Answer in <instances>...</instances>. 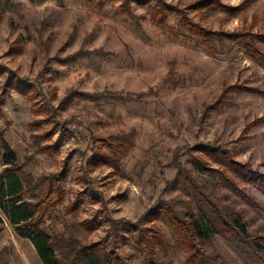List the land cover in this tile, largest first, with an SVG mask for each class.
<instances>
[{"label": "rangeland", "instance_id": "1", "mask_svg": "<svg viewBox=\"0 0 264 264\" xmlns=\"http://www.w3.org/2000/svg\"><path fill=\"white\" fill-rule=\"evenodd\" d=\"M163 1L213 30L264 33V0L198 8L189 6L201 0ZM156 2L0 0V137L17 154L19 179L41 182L24 198H41V179L64 172L58 201L38 208L40 229L64 244L72 237L109 249L110 219L136 221L167 201L213 226L205 247L223 264H264V252L257 256L221 230L184 177L187 171L226 212L241 210L251 234L264 235V193L206 157L212 170L193 163L204 157L195 147L210 144L229 149L246 171L264 173V57L251 56L243 39L203 43L175 10L159 23ZM99 149L110 165L87 163ZM5 167L0 161L3 178ZM0 216V264H42L1 208ZM154 223L164 234L161 264H189L172 227L164 218ZM116 249L126 264H144L132 232L120 233Z\"/></svg>", "mask_w": 264, "mask_h": 264}, {"label": "trees", "instance_id": "2", "mask_svg": "<svg viewBox=\"0 0 264 264\" xmlns=\"http://www.w3.org/2000/svg\"><path fill=\"white\" fill-rule=\"evenodd\" d=\"M138 3H148L151 0H134ZM218 0H201L189 7L198 8L201 6H210L218 3ZM223 5V4H219ZM127 6V8H125ZM225 6V5H223ZM154 10V17H157L159 23L166 20L167 9L175 10L180 15V21L185 26L191 36L197 37L203 43L211 45L214 41L222 42L225 39L235 40L243 39L244 46L251 56H262L264 54L259 47L264 44V33L260 31H226L213 30L210 27L203 26L192 21L185 10L175 8L168 5L163 0H157ZM125 11L129 13L130 5H124ZM236 7H230L235 9ZM24 92L23 89H19ZM53 147L56 145H52ZM50 145H45L40 152L49 150ZM195 149L204 157H194L193 163L203 170H212L207 160L225 166L228 170L235 173L242 180L252 181L264 193V173H258L248 169H244L243 164L233 159V154L229 149H223L220 146L210 144H199ZM111 154H115V150H110ZM0 161L6 165L3 169V175L0 176V208L7 216L14 231L17 235L27 238L34 246L42 264H126L125 258L117 252V238L121 232H132L135 244L144 252V264H161L158 256L157 247L163 243L164 234L161 228L154 222L159 218H164L172 227L181 246L186 251V262L189 264H223L219 253L208 252L205 244L211 240L214 229L208 222L201 217L194 215L182 214L171 202H163L155 205L153 208L145 211L136 221H130L123 218H114L109 220L108 234L111 236L110 248L101 242L82 243L79 240L69 237L67 243H63L62 239H56L49 233L40 229L42 219L41 213H38L40 204L46 202L45 207L54 204L60 196L59 182L64 176V172L54 173L44 176L46 181L44 195L35 200H27L24 195L33 192L41 182L32 183L31 177L24 180L19 179L17 172L21 171V166L17 163V154L9 143L0 137ZM90 165L108 164L110 165V156L102 152L100 149L87 159ZM220 173L232 184L237 187L236 183L221 170ZM191 187L197 194H200L204 200L210 205L211 211L215 215L214 222L217 223L221 230L228 235H232L239 242L245 244L254 254L261 257L264 252V235H253L247 228V222L241 210L226 212L220 207L211 196L204 192L194 178L187 172H184ZM56 188L54 189V185ZM57 196L48 203L46 200L50 198L54 192ZM250 199V198H249ZM0 223L2 218L0 216Z\"/></svg>", "mask_w": 264, "mask_h": 264}]
</instances>
